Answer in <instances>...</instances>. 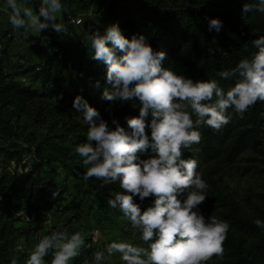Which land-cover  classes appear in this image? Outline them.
I'll return each instance as SVG.
<instances>
[{
	"label": "clouds",
	"instance_id": "9594fccd",
	"mask_svg": "<svg viewBox=\"0 0 264 264\" xmlns=\"http://www.w3.org/2000/svg\"><path fill=\"white\" fill-rule=\"evenodd\" d=\"M6 3L15 29L40 33L51 28L58 34L67 30L58 22L65 11L61 0H40L38 11L17 0ZM253 11L264 14V0L243 4V14ZM77 23L83 24V20ZM208 27L219 32L222 22L210 19ZM88 41L94 49L92 58L106 65V81L111 85L101 98L140 103L139 115L127 119L130 131H126L115 118L111 121L115 127H109L82 96L73 100V108L87 126L86 142L75 148L86 168L83 179L95 178L105 184L119 180L124 192L110 193L107 203L113 209L119 206L147 244L112 241L106 248L108 255L119 253L124 264H208L213 257L222 259L230 225L217 216L205 218L199 210L209 185L197 172V160L182 158L183 150L201 142L200 126L219 131L229 124L228 109L243 118L257 101H264V35L253 40L258 51L251 59L217 73L221 80L234 81L227 89L216 79L194 82L162 67L166 52H154L144 35L126 38L116 23L104 34L88 35ZM95 86L100 87L99 81ZM146 129H150V137ZM148 149L153 155L140 159L137 153ZM185 190L186 199L181 201ZM52 195L56 197L58 191ZM149 196L155 197L154 205L142 211L134 197L143 201ZM254 223L264 228V221ZM84 243L80 232L53 231L39 240L25 264H45L50 252L51 264H70ZM104 259L103 251L95 252L94 264H102ZM10 264H17V259Z\"/></svg>",
	"mask_w": 264,
	"mask_h": 264
},
{
	"label": "trees",
	"instance_id": "16d2710c",
	"mask_svg": "<svg viewBox=\"0 0 264 264\" xmlns=\"http://www.w3.org/2000/svg\"><path fill=\"white\" fill-rule=\"evenodd\" d=\"M96 1L93 4L94 18L92 26L88 27L89 33L74 36L67 27L64 33H48L45 46H41V49H46V53L40 59L21 55L25 64H20L19 60L4 61L11 37L2 43L0 129L4 134H14L10 122L20 114H26L33 121L43 124L54 118L55 124L66 126L70 114L56 102L71 98L68 93L69 67L78 68L79 73H83L92 85L99 81L101 104L93 108L108 122L109 127H115L111 123L115 118L121 127L130 131L127 119L139 115V101L109 102L101 98L103 90L111 85L106 81V65L92 58L94 49L88 41V35L94 32L104 34L105 28L99 24H118L128 39L144 35L154 52H166L162 67H170L194 82L216 79L225 89L234 81L221 80L217 73L234 67L242 59H251L258 51L253 40L264 35V14L255 11L242 13L244 3L255 4L258 0H109L105 6L106 0ZM213 18L222 22L219 32L209 31L208 22ZM16 30L13 27L4 29L0 31V38L13 35ZM38 45L29 47L40 49ZM69 54L78 58L70 66L67 65ZM23 77H26L25 82L20 79ZM1 112L5 116L1 117ZM228 112L231 121L221 130L199 127L202 140L195 148L198 149L196 155L202 163L232 160L241 151L247 148L258 149L262 143L264 101H257L243 114V118L234 109L230 108ZM69 129L87 133V126L79 122ZM146 133L150 137V129H146ZM39 148L36 147L34 158L26 161L22 153L29 150V147L24 149L18 144H0V264H10L13 258L17 259V264H22V257L14 251V242L20 233H28L30 228L22 230L17 223L25 215L19 217L15 213L23 210L28 211V214L30 208L46 209L58 203L61 197L64 198L62 195L65 190L52 188L48 193V184L38 176L37 171L47 161L44 162L40 157ZM137 155L140 159H147L153 153L148 149ZM185 156L184 153L182 158ZM57 191L58 195L53 197L52 193ZM179 198L183 200L182 195ZM154 200V196H149L143 201L139 198L134 201L140 204L143 211L153 206ZM36 202H45L44 207H37ZM227 210L224 221L229 223L230 228L223 244V258L216 263L209 261L208 264H264V228L254 223L257 219L264 221V205L257 209L253 217L237 213L233 206L228 205ZM135 234L143 242L139 229L135 228ZM247 236L254 241L250 243L245 238ZM144 246L147 247V244L144 243ZM97 251L93 245H84L70 264H94ZM102 264L108 263L104 259Z\"/></svg>",
	"mask_w": 264,
	"mask_h": 264
},
{
	"label": "rangeland",
	"instance_id": "374dc122",
	"mask_svg": "<svg viewBox=\"0 0 264 264\" xmlns=\"http://www.w3.org/2000/svg\"><path fill=\"white\" fill-rule=\"evenodd\" d=\"M94 1L96 0H61L65 11L61 14L58 22L65 24L74 36L87 35L88 27H91L93 23ZM17 2L37 11L40 4V0H17ZM108 2L109 0H106L104 6ZM10 14L11 10L7 8L6 0H0V31L13 27L9 22ZM79 20H83V24L77 23ZM97 24L99 23L97 22ZM99 25L105 29L108 27L106 23ZM48 29L37 33L31 28H20L12 35L14 37L8 34L6 37L0 38L1 43L4 44L3 40L7 41V38L11 37L7 48V57L3 58L4 61L10 58L16 62L20 59L25 61L20 57L21 55L30 59H40L46 53V49H41V46L42 48L45 46L48 33L54 32L53 29ZM22 33L27 34V38L20 37ZM41 36H44L45 41H42V45H38L40 49L30 48V43L36 40L40 42ZM19 38L22 40L19 41ZM76 59L78 58L69 54L67 65L76 63ZM69 70L68 93L71 98L64 102H56L60 108L70 114L65 127L62 124H55L54 118L49 120L46 118L48 121L43 124L33 121L26 114H20L13 117L10 122L14 134L6 135L0 129V144H18L24 149L29 147V150H24L22 153L25 155L26 161H31L34 158L36 147L39 146L40 157L44 162L46 159L47 161L37 171V174L48 184V193L52 188L63 189L65 193L67 192V196L61 197L55 206L52 204L49 208H39L38 210L30 208L28 214V211L24 212L23 210L15 213L16 216L25 215L17 225L22 230H28V228L30 230L28 233H20L16 237L25 243L20 248H16L15 244L14 251L22 257V264H25L28 254L44 235H50L53 231H67L69 235L80 232L84 236V245H93L96 250L103 251L108 264H124L119 253L108 255L107 245L112 241L128 242L137 246H144V243L139 240L135 234V228L124 217L119 206L113 209L107 203V200L111 198L110 193L124 192L120 187L119 180L105 184L95 178H91L89 181L83 179L86 168L82 164V158L75 152V148L86 142V134L79 130L71 131L69 127L72 129L76 122L81 125L85 124L82 114L73 108V100L77 95H80L91 107L99 106L101 102L98 95L99 88L90 84L84 74L79 73L78 68L69 67ZM3 116L5 113H2L1 117ZM28 140H31L32 143ZM195 147L196 144L183 151L186 155L185 159L197 160V172L209 185L208 197L199 206V210L205 218L217 216L225 220L224 214L228 212V205L233 206L237 213L244 216L253 217L256 215L257 209L264 205V134L258 149L247 148L232 160L202 163L196 155L198 149ZM187 192L188 190H185L182 194L183 200L186 199ZM138 198L134 197V200ZM40 201L42 200L37 202ZM36 203L37 207H39L37 204H42ZM57 204L60 205L61 210ZM35 226L37 228H33ZM245 238L250 243L254 241L252 237ZM44 259L45 264L48 262L51 264L52 253L50 252ZM221 260V258H213L211 262L216 263Z\"/></svg>",
	"mask_w": 264,
	"mask_h": 264
},
{
	"label": "built area",
	"instance_id": "2783aa9c",
	"mask_svg": "<svg viewBox=\"0 0 264 264\" xmlns=\"http://www.w3.org/2000/svg\"><path fill=\"white\" fill-rule=\"evenodd\" d=\"M71 19V18H70ZM71 21H72V19H71ZM52 33V32H51ZM20 40H22V38H19V41ZM41 41H45V39H44V36L42 37L41 36ZM0 50H1V48H0ZM11 60H13V58H10ZM14 62H16V61H14ZM21 80H23V81H26V77H23V78H20ZM28 155V154H27ZM64 198L67 196V192L66 193H64L63 195H62ZM44 204H45V202H42V206L44 207ZM55 206V205H54ZM57 206H59V210H61L62 208H60V205H57ZM28 217H30V216H28ZM15 244H16V248H20V247H22V245L25 243V241H21L20 239H15V242H14Z\"/></svg>",
	"mask_w": 264,
	"mask_h": 264
},
{
	"label": "bare ground",
	"instance_id": "6f19581e",
	"mask_svg": "<svg viewBox=\"0 0 264 264\" xmlns=\"http://www.w3.org/2000/svg\"><path fill=\"white\" fill-rule=\"evenodd\" d=\"M14 35V34H13ZM10 36V35H9ZM12 36V35H11ZM27 34H24V33H22L21 35H20V37H22V38H27ZM12 37H14V36H12ZM1 40V39H0ZM3 42H4V40H3ZM41 44L42 45V41H38V40H36V41H33L32 43H30L31 45L32 44ZM0 48L2 49V43H1V41H0ZM19 63L20 64H25V62H24V60H19ZM27 157H28V155H27ZM30 159V158H29ZM39 207H42V204H37Z\"/></svg>",
	"mask_w": 264,
	"mask_h": 264
},
{
	"label": "crops",
	"instance_id": "0c3cea01",
	"mask_svg": "<svg viewBox=\"0 0 264 264\" xmlns=\"http://www.w3.org/2000/svg\"><path fill=\"white\" fill-rule=\"evenodd\" d=\"M48 31H49V29H48Z\"/></svg>",
	"mask_w": 264,
	"mask_h": 264
}]
</instances>
